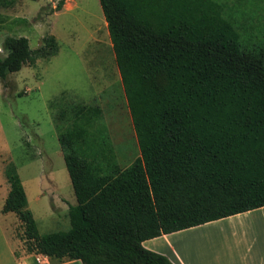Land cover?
Segmentation results:
<instances>
[{
	"label": "trees",
	"instance_id": "obj_1",
	"mask_svg": "<svg viewBox=\"0 0 264 264\" xmlns=\"http://www.w3.org/2000/svg\"><path fill=\"white\" fill-rule=\"evenodd\" d=\"M98 3L139 155L120 168L100 108L68 105L52 118L75 200L68 229L38 234L12 163L0 211L20 222L27 253L172 264L141 243L264 207V43L241 41L243 25L264 22V0ZM1 48L0 80L57 53L52 35L34 50L7 36Z\"/></svg>",
	"mask_w": 264,
	"mask_h": 264
},
{
	"label": "rangeland",
	"instance_id": "obj_2",
	"mask_svg": "<svg viewBox=\"0 0 264 264\" xmlns=\"http://www.w3.org/2000/svg\"><path fill=\"white\" fill-rule=\"evenodd\" d=\"M57 1L0 0L1 58L7 36L26 38L31 50L47 35L57 44L54 56L0 80V202L8 188L4 167L12 163L39 235L67 230V208L75 204L52 125L58 111L97 105L118 166L125 168L139 155L107 31L99 24L98 0H73L71 9L54 16ZM242 30V42L264 43L263 21L253 19ZM0 226L7 230L1 216ZM12 233L21 240V226Z\"/></svg>",
	"mask_w": 264,
	"mask_h": 264
},
{
	"label": "crops",
	"instance_id": "obj_3",
	"mask_svg": "<svg viewBox=\"0 0 264 264\" xmlns=\"http://www.w3.org/2000/svg\"><path fill=\"white\" fill-rule=\"evenodd\" d=\"M73 4V0H65L54 16L62 9H71ZM102 20L99 24L106 29ZM5 190L0 210L8 188ZM0 216L7 222V230L0 226V264H80L77 260L56 261L27 253L22 241L13 237V227L20 226L15 215L0 211ZM141 245L165 256L172 264H264V207L161 235Z\"/></svg>",
	"mask_w": 264,
	"mask_h": 264
}]
</instances>
